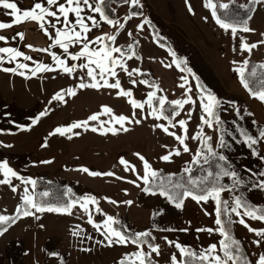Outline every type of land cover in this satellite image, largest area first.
<instances>
[{
  "label": "rangeland",
  "instance_id": "obj_1",
  "mask_svg": "<svg viewBox=\"0 0 264 264\" xmlns=\"http://www.w3.org/2000/svg\"><path fill=\"white\" fill-rule=\"evenodd\" d=\"M147 1L150 3L151 0ZM205 2L206 0H152L146 8L143 7L146 14L163 29L164 35L173 42L178 52L184 57L186 67L191 71L183 69L180 65L177 66V59L169 49L158 43L153 30L146 25L148 28L145 29L146 34L139 41L141 44L139 56H133L127 62L129 64H126L129 71L139 69L140 72H133V75L129 77L126 72L122 71L115 77V79L120 80L123 89L132 92V96L121 97L117 95L118 89L107 88L109 92L113 91L111 92V95L114 94L113 98H108L103 94L102 97H99L98 92L103 90V87L84 89V91L89 90V92L85 93L86 101L78 104L82 110H77V113L82 116L87 115V117L98 114V120L89 121L87 129H74V141L76 144L88 142L94 149L87 151L85 166L77 168L72 174L64 171H60L58 174L63 180L60 183L72 186L71 188L76 193H94L98 197L101 209L106 213L119 214L130 230L135 231V233L152 232L158 238L157 245L160 248L159 255L152 254L156 264H172L171 257L173 254L178 261L183 259L175 244H180L185 249H188V246L192 247V251L197 254L202 249H207L209 245L217 244V251L219 252V241L222 237L217 232L197 231L202 228L215 229L217 227L214 223L216 218L214 200L209 199L207 202L197 203L191 198H186L183 207L176 208L159 193L153 194L143 191L148 184L146 185L142 179L138 178V176L144 175V168L143 162L136 155L137 153L149 162L152 170L157 171L164 183L166 176L173 177L184 173L185 167L191 168L194 154L198 149L203 151L200 140L193 139V137L202 131L203 136L212 137L209 143L213 150L225 155L231 164V169L236 170L243 180V183L236 189L235 195L242 194L241 197L245 200L255 205L264 206V189L254 187L264 177L253 175V173L264 172V160L251 155V149L243 142V137L240 134L243 130L258 138L261 129L251 119L245 100L236 97L228 86L231 68L240 67L242 61L250 60L256 65L264 64V45L258 44L250 53L240 49L241 38H244L248 43H257L264 39L259 31L262 25L254 22L250 26L254 31L249 33L238 31L236 37L233 38L230 30L225 31L216 23L211 15V9L205 7ZM219 2H229V0H219ZM189 5L192 11H189ZM230 5L239 7L245 5V9H247L249 0H233ZM255 10H257L256 5L253 7V13H257ZM259 16L260 19L264 18V8H262ZM134 18L124 19L121 23L129 25L136 22ZM138 22L142 24L144 19L141 18ZM140 24L137 23V29L132 31L133 35L126 45L130 44L132 38L135 37L134 32H138V25ZM135 41L138 42L137 39ZM143 72H148L151 76L154 81L152 85L139 83L143 80L140 77ZM185 77L186 80L183 79ZM198 77L222 102L217 111L223 122L222 126L217 125L215 121H213L212 128L201 123V116L205 114L200 106L199 98L202 93L197 87L199 84ZM132 80L137 81V83H131ZM188 89L191 91L189 92ZM149 92H156L157 97L164 96L166 103L185 99L189 96L194 101L185 104L183 108H179L177 111L179 114H174L173 117V123L176 126H169V131L183 135V130L176 122L181 119L187 121L185 143L190 149L189 152H184L183 146L173 136L155 127L157 124L167 125L168 122L162 118L157 120L148 115L151 111L146 103ZM131 99L144 103V108L134 109L129 103ZM99 100H103V102ZM102 106L110 107L113 110L112 113H103ZM153 106L158 107V101L156 102L155 99ZM236 108H239V114H237ZM9 110L15 111L16 108L10 106ZM133 113L137 119L141 120V123L125 122L123 127L128 128L129 131L119 130L121 125L114 122V116L132 117ZM80 114L77 115L80 116ZM92 127H96L98 131L93 132ZM110 127H114L118 131L115 134L104 131ZM75 133H79V135ZM221 134H223L227 144L225 148L218 147ZM254 148L258 151V143ZM174 149H180V155H172L170 161L160 159ZM260 154L264 156V154ZM120 158H124L130 165L134 166L135 171L126 170L125 166L119 163ZM218 165L214 171L210 167L203 168L195 180L203 179L209 170L217 171ZM82 168H88L89 172H112L115 175L92 176L83 172ZM248 169L251 172L247 171ZM130 181H135V183ZM153 181L158 184L161 183L159 178L156 180L150 178V182ZM222 182L230 184L231 179L225 177ZM232 195L233 193L225 191L222 193V198L231 201ZM111 201L116 203H111ZM125 201L132 203L126 204ZM77 208L72 211V214L80 213L83 215L85 213L80 207ZM98 216L103 217V214L99 213ZM232 218L233 221L239 219L235 214ZM245 219L247 222L250 221L247 217ZM233 224L236 237L241 241L248 254L250 247L244 245L240 237L242 225L238 222ZM184 229L187 230L184 231ZM165 237H167V241H172L173 244L169 245L164 239ZM120 247L122 260L128 257L129 262L134 259L130 254L141 248L146 253L150 251L148 245L138 246L130 242L120 244Z\"/></svg>",
  "mask_w": 264,
  "mask_h": 264
},
{
  "label": "crops",
  "instance_id": "obj_2",
  "mask_svg": "<svg viewBox=\"0 0 264 264\" xmlns=\"http://www.w3.org/2000/svg\"><path fill=\"white\" fill-rule=\"evenodd\" d=\"M10 2H15L21 10H26L30 9L37 0H10ZM40 2L44 3L46 7H51L52 10H56L58 7V5L48 6L46 0H40ZM64 2L65 0H58V3ZM139 2L142 5L140 10L146 13L144 8L150 3L147 0H139ZM90 3L95 6L96 0H90ZM83 7L82 15L85 17L88 15L95 16L98 21L96 27L91 26V21H86L91 27V31L87 33L88 39L92 41L95 37L103 34L117 35L115 42L106 41L110 46L122 48L130 41L131 36L128 33L131 32L133 35L132 31L137 29V23L140 24L139 19L146 20L144 14L135 15L131 19L135 17L136 22L129 25L124 24L123 29H118V25L107 24L100 20L98 13L91 12L87 6ZM131 8L130 3H125L124 0H113L111 3L106 0L107 14L119 23L131 15ZM256 8L255 11L258 15L255 12L252 14L248 26L250 27L254 22L259 23L260 26L262 25L261 30H259L262 34L264 33V18L260 19L258 16L264 8V4H257ZM10 12L11 10L0 6V22L10 23L13 19L9 15ZM69 19L74 22L75 15L70 13ZM48 20L57 28L64 27L62 16L60 17L61 23H56L55 18L52 17H49ZM146 25L148 23H144L143 29L138 28V34L134 32V38L138 40L139 53L141 47L139 41L146 34L145 29H148ZM45 26L54 37L55 29L51 27V24ZM77 30H79L78 27ZM17 33H23L24 39H21ZM0 35L7 38L6 41H0V47H13L25 53L26 56L32 57L31 60L18 57L16 61L9 62L7 54H0L5 56L4 61L0 63V69L15 68L17 63L29 65L28 69H18L17 72L0 70V161H8L9 166L18 173L19 177H23L25 180L36 181L37 178H48L63 182L58 175L59 172L64 171L72 174L77 168L85 166L87 151L94 149L88 142L77 143V145L74 141V129L63 136L60 134L50 135L57 127L68 126L88 118L87 115L82 116L77 113V110H82L78 104L86 101L85 93L89 92V90L84 91V89L78 88L81 77L84 78L85 83L91 82L86 74L87 69L78 67L82 63H87V59L72 60L58 45H53L52 39L42 32L36 22L27 21L8 29H0ZM13 37L15 38L13 39ZM28 45H32V47L30 48ZM81 47L82 44H70L69 52L77 53ZM89 47L90 49H98L101 45L90 43ZM45 48L48 49L47 52L36 50ZM52 52L65 59L68 66L77 65L76 69L71 74L65 73L52 59ZM139 53H135V57L139 56ZM113 55L119 56L118 53ZM129 55L131 53L124 57L126 64H129L127 63L130 61L127 58ZM37 63L47 64L52 70L38 72L33 76L31 70L36 67ZM237 68L239 66L231 68L228 86L236 97L245 100L251 119L261 130H264V103L254 98L243 87L239 73L235 71ZM20 71L25 72V75H19ZM116 71L118 75L123 70L117 67ZM109 82H115V77H109ZM69 88L76 90L74 96L65 94L63 101L53 99L57 92ZM111 92L113 91L111 90ZM111 92L103 87V90H100L98 94L99 97H102L103 94L108 98H113L114 94L111 95ZM99 101L103 102V100ZM10 106H15L16 110L10 111ZM45 111L47 115L40 117L38 122L33 125L32 119ZM258 151L264 154V139L258 143ZM45 161L50 162L45 163ZM0 179H3L2 174H0ZM13 186H16L17 191H12ZM24 187H28L29 194L35 198L36 184L35 187L30 184L25 185L21 179L16 177L11 178V184H0V214H16L17 206L22 204L21 198L24 195ZM77 194L84 195V197L92 196L98 201V197L94 193ZM77 207L79 205L74 207L72 211L78 209ZM88 207L89 213H84V216L80 213L69 215L37 212L34 216L18 218L3 235H0V264H120L122 260L120 244L113 243L109 246L102 234L105 230L104 220L107 216L114 218L120 215L106 213L101 209L99 203L96 205L89 204ZM97 207L100 211L96 210ZM99 213H102L103 217H99ZM89 214L92 216L93 223L88 222ZM248 223L252 228H264V222L250 219ZM96 224L100 225V230L96 229ZM241 227L240 237L244 245L250 247L248 254L252 264H255L258 255L264 252V243L260 246L255 245L253 241L259 237L253 232H249L244 226ZM101 241L102 243H98Z\"/></svg>",
  "mask_w": 264,
  "mask_h": 264
},
{
  "label": "snow or ice",
  "instance_id": "obj_3",
  "mask_svg": "<svg viewBox=\"0 0 264 264\" xmlns=\"http://www.w3.org/2000/svg\"><path fill=\"white\" fill-rule=\"evenodd\" d=\"M48 6H56L58 5L56 10H52L51 7H46L44 3L37 0L30 9L21 10L17 3L10 2V0H0V6L4 9H9L11 12L9 15L13 18L10 23L0 22V29H8L13 27L14 25L21 24L23 22L32 21L36 22L42 32L49 36L52 39L53 45H58L65 54H68L70 58L74 61L80 60L81 58H86L87 63H82L78 67L81 69H87V77L90 79V83H85L84 78L81 77V82L78 84L79 89H99L102 87H106L109 89H118V96L121 97H131L132 92L130 90H125L121 86L120 80L117 78L115 82L110 83L109 77H117V67L121 68L124 72L127 73L129 77L133 75V72L139 73V69H133L131 71L128 70L126 63L124 61V57L126 55L125 50L121 47L110 46L108 42H115L117 39V35H109L103 34L101 36L95 37L94 40L90 41L87 37V33L91 31V27L86 21H91L92 27L98 26V21L95 16L88 15L85 17L82 15L84 11L83 6H87V8L94 13H98L100 20L105 21L109 25H118V29H123L124 24L119 23L118 21L110 18V16L106 12V0H96L95 6L90 3V0H65L64 3H58V0H46ZM125 3H130L132 7H142L140 5L139 0H124ZM233 0H229V2H219V0H206L205 7L211 9V15L215 19L216 23L225 31H231L233 38L236 37L238 31H243L245 33H249L254 31L251 29L247 20L240 22V24L229 22L226 19L222 18V16L218 13V9H229L230 3ZM250 5L264 4V0H249ZM241 7H246L245 5H241ZM249 11L252 8L249 7ZM189 11H192L191 6L189 5ZM72 13L75 15V21H70L69 14ZM139 13L133 12L126 19H131L132 16L138 15ZM63 17V28H57L55 24H52L49 17L55 18L56 23H61L60 17ZM251 19V16L247 18ZM144 23H149V21L145 20ZM144 23L138 25V28L143 29ZM46 24H51V27L55 29V35L52 36V33L49 32L48 28L45 26ZM242 25V27H241ZM77 27L79 30H77ZM17 35L24 39L23 33H17ZM129 36L132 35L131 32L128 33ZM264 36V33L261 34ZM15 37H13L14 39ZM6 37L0 35V41H6ZM93 43L96 45H101V47L90 49L89 44ZM70 44H82L81 50L77 53H70L69 47ZM259 45H264V39L257 43H248L244 38H241L240 49L242 51L251 52L252 49L256 48ZM28 47H32V45H28ZM134 45L129 44L127 48V52H130L127 58L131 59L135 56V52L132 51ZM37 51L47 52L48 49H36ZM114 53H118L119 56H114ZM0 54H7V59L9 62L16 61L18 57H23L24 60H31L32 57L26 56L25 53L19 51L13 47H0ZM173 56H175L174 52H171ZM52 59L55 61L56 65L60 67L65 73L71 74L77 67V65L68 66L65 59L60 58L56 55L55 52L51 53ZM5 59L4 55H0V63H2ZM176 62V61H174ZM235 63V62H233ZM248 60H244L241 62L242 66L235 69L239 73L240 82L245 89L249 91V93L254 97L259 99L262 103H264V64H259L251 69L248 72ZM170 66V65H169ZM179 66V63H177ZM29 65L25 63H17L15 68H2L4 72H17L18 69H28ZM261 70V74L258 77L257 69ZM52 68L47 64L37 63L36 67L32 69V75H36L38 72L42 71H51ZM183 70V69H182ZM190 72L191 70L188 69ZM246 73H248L246 75ZM19 75L24 76L25 72L20 71ZM251 78H257L258 86H251L250 81ZM186 80V77L183 78ZM102 82V83H101ZM131 83L136 84L137 81L132 80ZM141 84H148L147 80L139 81ZM153 87H155L153 85ZM183 87V85H181ZM200 89L202 95L200 96V106L205 115L201 116V123L203 125H207L209 128L213 127V121L217 125L222 124L219 115L217 114V109L221 106V101L207 89L203 88L201 85H197ZM190 92L191 89H188ZM74 96L76 94V90L73 88H69L67 90H61V92H57L53 99L56 101H63L64 95ZM158 101V107L153 106V100ZM191 97H187L185 99L174 100L168 102L170 105L175 107L172 108V113L178 115L176 112L177 108H183L185 104L193 103ZM129 103L132 105L134 109H143L144 103L138 102L135 99L129 100ZM151 111L148 115L153 118L159 120L163 119L167 121V125L165 124H157L155 127L158 129H162L166 134L173 136L180 145L183 146L184 152H189L190 149L185 143L187 139V121L181 119L177 121L180 128L183 130V135H178L176 132L169 131V126L175 127L176 125L173 123V120L169 115H166L167 109L165 108L166 98L164 96L157 97L156 92H149L148 99L146 101ZM103 113H112V109L108 106H102ZM239 108H236L237 114H239ZM47 115V112H41L39 116L32 119L31 123L35 125L40 117ZM147 118V117H145ZM190 118V114H189ZM243 118V117H241ZM114 122L121 125L122 131H129L128 128L123 127L125 122L140 124L141 120L136 118L135 113H133L132 117H128L125 115L114 116ZM98 114L90 115L84 121L74 122L68 126L57 127L53 133L50 135L60 134L65 135L66 133L72 132L73 129L85 128L89 127V121H97ZM91 130L93 132L98 131L96 127H92ZM105 132H112L115 134L118 129L114 127L104 129ZM79 135V133H75ZM241 136L243 137V142L247 145L249 149H251V155L257 156L258 158L264 160V156H262L254 146L260 142L261 139H264V130H261L259 133V138H255L252 135L248 134L246 131H241ZM71 138V137H69ZM193 139H199L202 146L203 151L198 149L194 154L192 162L193 164H200L203 162L207 164L209 162V155L212 158L220 162H224L223 164L218 165V170L213 172L211 170L207 171L206 176L201 180L192 179L189 176V184L192 187H185L182 184H171L165 185L163 183L162 178L159 177L157 171L152 170L149 162L139 153L136 155L143 162L144 175L142 177L138 176L139 179H142L145 184H150V178L152 180H156L159 178L161 183L159 184V194L161 196L166 197L169 201L175 204L176 208H182L184 204V199L191 198L197 203L207 202L209 199L215 201V225L217 226L215 229H198L197 231H208V232H217L220 234L222 239L219 241V252L217 251V244H211L207 249H202L199 254L196 252L185 249L181 247L180 244H175V247L180 250L181 256L187 259L177 260L175 254L171 257L172 264H252V262L244 255L243 248L241 245V241L236 239L234 235L231 233V226L233 223L238 222L240 225L247 228L249 232H253L259 239L254 240L253 243L257 246H260L264 243V228H252L250 224L246 221L245 217L256 220L260 222H264V207L254 205L249 201L245 200L240 195H235L236 189L243 183V180L240 178L238 172L236 170L231 169V165L228 164L227 157L223 154L217 153L213 150L211 144L209 143L212 137L203 136L202 131L198 132ZM46 146V145H45ZM166 147V146H165ZM220 148L227 147L226 141L224 139L223 134L219 137V145ZM172 155H180V149H174L173 151L163 155L160 157L163 161H170ZM50 161H45V163H49ZM119 163L125 166L126 170L135 171V167L130 165L128 161L124 158H120ZM85 173H89L92 176H100L107 175L113 176L115 175L112 172L100 173V172H89L88 168L81 169ZM185 173H190L191 168L185 167L183 170ZM247 171L251 172L250 169ZM0 174H2L3 179H0V184H11V178L16 177L21 179V181L25 185H32L35 187L36 181L28 179L25 180L23 177H19L18 173L9 166L8 161H0ZM253 175H258L264 177V172L261 173H253ZM228 177L231 179L230 184H224L223 178ZM211 178V180H209ZM169 181H171V177H169ZM135 183V181H130ZM254 187L259 189H264V179L259 180ZM176 189H183L182 191H176ZM12 191H17L16 186L12 187ZM70 191V189H69ZM145 192H151V187H145L143 189ZM225 191L233 193L231 201L222 199V193ZM155 194V193H153ZM44 197L49 196L48 192L42 193ZM22 204L18 205L16 208L15 215H3L0 214V225H8L9 223H15L16 220L20 217H30L34 216L35 213H44V212H52V213H62V214H72V209L79 205L81 209L85 213H89V204L96 205L98 201L95 197L85 196L81 198H73L69 199L65 203L56 206V205H46L43 203L37 202V200L29 194V188L24 187V195L22 196ZM111 203H116L115 201H111ZM126 204H131V201H125ZM35 211H32V210ZM97 211L100 209L97 207ZM207 214V213H206ZM233 214L238 217V221H233ZM88 222L93 223L91 214L88 215ZM118 221H115L112 216H107L104 220V232L102 233L107 240L108 245L111 246L113 243L117 244H127L132 243L135 245H142L144 243L148 244L149 252H144L141 248L140 250L130 254L131 257H134L129 262V258L125 257L124 260L120 261V264H153L151 257L152 254L155 253L157 255L160 254L159 245H153L148 243L145 237L151 235L150 232H137L134 233L131 237L126 235L123 231L118 230L116 227H113V224H117ZM97 230H100V225H95ZM8 229L7 227H0V235H3ZM187 229H184L186 231ZM75 234V233H74ZM167 241V237L164 238ZM169 245L173 244L172 241H167ZM98 243H102L98 242ZM87 251V249H85ZM255 264H264V252L258 255V259L255 261Z\"/></svg>",
  "mask_w": 264,
  "mask_h": 264
},
{
  "label": "trees",
  "instance_id": "obj_4",
  "mask_svg": "<svg viewBox=\"0 0 264 264\" xmlns=\"http://www.w3.org/2000/svg\"><path fill=\"white\" fill-rule=\"evenodd\" d=\"M113 0H107L108 3H111ZM252 8L251 11H249L248 9ZM253 7L254 5H248V8L245 9V7H239L237 5H230L229 9L224 10V9H218V13L222 16V18L226 19L229 22H234L237 24H240V22L247 20V24H248V17L252 16L253 14ZM131 13L136 12L139 13V15H143L145 16V19L147 21H149L148 25L151 27V29L153 30L155 39L158 41V43L164 47H166L167 49L170 50V52H174L175 53V58L177 59L179 65L187 70L188 68L186 67L185 63H184V57L178 52V50L176 49V47L174 46L173 42L164 35L163 29H161L151 18L148 14L144 13V11L140 10V7H132L130 10ZM242 27V25H241ZM130 44H133L134 47L132 49V51H134L136 54L139 53V49H138V43L135 41V38H132V41L130 42ZM129 45V44H128ZM128 45H124L122 46V49L125 50L126 54H130V52H127V48ZM257 66L256 64L249 62L247 65L248 68V72L251 71V69L253 67ZM248 73H246L247 75ZM261 74V70L258 68L257 69V75L258 77ZM141 77L143 80H147L149 82L150 85H152L154 83L153 79L151 78V76L148 73H143L141 74ZM198 83L199 85L203 86V88L207 89L209 92H211L212 94H214V92L208 88L206 86V84L204 83V81L198 77ZM251 86H258L257 84V78H251L250 81ZM157 102V100H156ZM175 107L173 105H170L168 102L165 104V108L167 109L166 111V115H169L170 118L173 120L174 114L172 113V108ZM219 109V108H218ZM217 109V111H218ZM179 110V108L176 109V112ZM218 113V112H217ZM220 126H222V124H220ZM218 153V152H217ZM209 162L207 164L204 163H200V164H192L191 166V172L190 173H181L178 174L176 176H166L164 178V184L168 185L169 183L171 184H182L185 187H192L191 184H189V176H191L192 179H196L199 175H200V171L205 168V167H210L213 171L214 168L216 170V166L220 163L223 164L224 162H220L218 160H216L215 158H212L211 156H209ZM228 164H230L228 162ZM231 165V164H230ZM169 177H171V181H169ZM209 180H211V178H209ZM147 187H151L152 189V193H159V184L157 182H150V184L147 185ZM70 189V191H69ZM183 189H176V191H182ZM44 192H48L49 196L44 197L42 195V193ZM240 196H242V194H239ZM84 197V195H79L77 194L71 187H69L68 185L62 184L60 182H57L55 180L52 179H48V178H37L36 179V196L35 199L37 200V202L39 203H43L46 205H56L59 206L63 203H65L66 201H68L69 199H73V198H81ZM223 199V198H222ZM248 201V200H247ZM171 202V201H170ZM250 202V201H249ZM174 206L175 204L173 202H171ZM251 203V202H250ZM253 204V203H252ZM255 205V204H254ZM260 206V205H258ZM264 207V206H262ZM115 221H118L117 224H114V227H116L118 230L123 231L126 235L128 236H132L135 231L130 230L127 225L125 224L124 220L120 217V216H115L114 217ZM13 223H9L8 225H0V227H10ZM151 235L148 237H145L143 239H145L148 243H151L153 245H157L158 244V238L156 236H154L152 234V232H150ZM231 233L232 235H234V237L236 239H238L236 237V233L234 231V224H232L231 226ZM142 245H148L147 243H144ZM242 245V243H241ZM188 249L192 250V247H187ZM243 248V252L244 255L246 257L249 256L247 254V251L245 249V247L242 245ZM183 259H187L184 258ZM151 260L153 262V264H156L155 260L151 257ZM250 260V259H249Z\"/></svg>",
  "mask_w": 264,
  "mask_h": 264
}]
</instances>
